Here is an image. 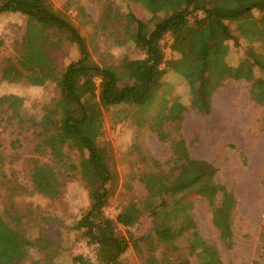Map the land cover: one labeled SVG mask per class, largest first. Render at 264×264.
<instances>
[{"label": "rangeland", "instance_id": "rangeland-1", "mask_svg": "<svg viewBox=\"0 0 264 264\" xmlns=\"http://www.w3.org/2000/svg\"><path fill=\"white\" fill-rule=\"evenodd\" d=\"M51 1L60 15L68 17L78 27L87 42L88 52L101 67L118 71L124 59L143 58L128 40L135 29V22L128 19L129 15L154 26L156 20L142 6L127 0ZM114 13L117 19H110L104 27L103 19H109ZM196 17L202 15L195 14L191 21L194 22ZM260 18L261 13L253 11L244 18L242 25L239 24L248 40L241 35L236 42L228 43L227 62L231 66H238L245 59L248 48L264 55ZM230 27L236 35L237 25L233 23ZM35 31L30 20L21 14L0 15V41L3 42L0 60L16 59L21 45L27 49L35 48L38 44ZM171 44L172 39L168 37L165 42L167 61L179 58L172 52ZM46 49L61 71L80 58L77 46L65 38L54 47L46 46ZM190 92L189 81L170 70L163 78L156 103L147 115H137V109L133 107L112 108L103 115L101 141L111 147L119 177L118 190L105 215L115 219L122 205L134 199L145 209V215L130 230L120 227V234L139 239L149 235L154 227L172 232L171 245H162L157 254L141 259L131 245L121 257V263L180 264L181 258H187L188 264H263L264 108L252 101L244 81H226L212 96L211 113L207 116L190 107ZM57 94L51 83L32 87L22 82L0 81V97H16L9 105L0 107V123L10 126L23 124L31 118L40 119L43 107ZM162 101H179L186 107L179 132L189 146L190 160L213 165L215 182L224 186L235 199L227 234L215 225L208 197L196 196L194 192L186 191L187 188L181 190L180 184L189 183L194 175L192 165L178 168L166 177L153 176V172L159 171L153 162L165 168L170 158L169 146L160 142L150 130ZM146 116H149V123L140 126ZM164 130L170 132V125ZM16 138L11 129L1 130L8 184L0 186V212L6 210L22 218L31 240L46 228L47 240L57 244L60 254L53 263L41 264H73V259L78 256L90 264H101L96 247L73 230L89 207L84 180L79 177L65 181L61 186L59 179L30 173V158L46 159L33 153L37 139L31 131L20 135L18 142H15ZM147 177L149 179L144 181ZM221 197L218 193L216 205ZM175 200L187 208L175 209ZM43 218L56 222L44 224ZM199 239L211 248L209 256L202 261L196 252L190 251V245ZM173 246L180 248L182 254H173ZM140 247L145 249V242H140ZM28 252L24 264L40 263L42 255L37 248L31 247ZM163 253L169 259L163 257Z\"/></svg>", "mask_w": 264, "mask_h": 264}, {"label": "trees", "instance_id": "trees-1", "mask_svg": "<svg viewBox=\"0 0 264 264\" xmlns=\"http://www.w3.org/2000/svg\"><path fill=\"white\" fill-rule=\"evenodd\" d=\"M127 1L142 6L156 21L151 27L150 23L128 16L135 22V29L128 40L143 58L124 59L116 71L103 68L93 60L78 27L68 17L60 15L51 0H0V15L21 14L27 17L36 29L38 40L32 49L21 45L16 59L0 60V81L22 82L32 87L51 83L58 91L57 97L43 107L40 119L31 118L23 124L10 126L0 123V135L1 130L9 129L17 138L29 131L35 135L37 144L33 153L46 161L30 158V173L59 179L61 186L65 181L79 177L84 180L89 207L73 230L81 233L89 245L96 247L101 264H123L121 257L131 245L141 259L157 254L162 245H171L172 233L166 228L154 227L149 235L139 239L120 234V227L130 230L145 215V209L134 199L122 205L115 219L105 215L119 187L112 149L101 141L105 112L117 107H133L137 109V115H147L154 107L162 80L170 70L189 81L190 107L201 115L211 113L212 96L229 80L244 81L252 101L264 108V55L248 48L245 59L238 66L227 62L228 43L236 42L241 35L248 40L239 24L242 25L244 18L253 11L261 13L264 36V0ZM197 13L202 17H196L192 22L191 18ZM117 17L114 13L109 19H103L104 27L110 19L116 20ZM233 23L237 25L236 35L230 27ZM168 37L172 39L170 48L179 56L178 59L166 60L165 42ZM64 38L77 46L80 58L61 71L50 58L46 46L54 47ZM2 45L0 41V47ZM14 100V96H1L0 107ZM185 111L186 107L179 101H162L156 111L150 130L160 142L169 146L170 158L165 168L153 162L159 169L153 172V176L166 177L178 168L192 165L194 175L189 183L180 184L181 190L187 188L186 191H192L196 196L208 197L215 225L227 234L235 199L224 186L215 182L213 165L190 160L189 146L179 132ZM146 117L140 126L149 123V116ZM168 125L170 132L164 130ZM17 138L15 142H18ZM4 163L0 139V186L8 184ZM147 179L149 177L144 181ZM218 193L222 197L216 205ZM179 200H175V209H186ZM49 221L56 222L54 219H42L44 224ZM45 229L31 240L22 218L6 210L1 211L0 264H24L31 247L37 248L42 255V260L36 264L53 263L60 250L56 243L47 240ZM140 242H145V249L140 247ZM171 248L173 254H182L180 248ZM210 249L201 239L190 245L191 253L196 252L201 261L209 256ZM163 257L169 259L164 253ZM181 260L180 264H188L187 258ZM261 260L264 264V243ZM78 263L90 264L82 256L73 259V264Z\"/></svg>", "mask_w": 264, "mask_h": 264}]
</instances>
